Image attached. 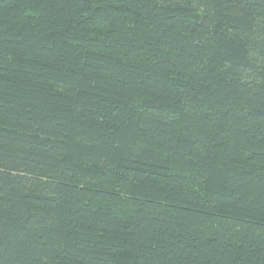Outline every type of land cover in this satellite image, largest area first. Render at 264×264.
I'll use <instances>...</instances> for the list:
<instances>
[{
  "label": "trees",
  "instance_id": "1",
  "mask_svg": "<svg viewBox=\"0 0 264 264\" xmlns=\"http://www.w3.org/2000/svg\"><path fill=\"white\" fill-rule=\"evenodd\" d=\"M0 264H264V0H0Z\"/></svg>",
  "mask_w": 264,
  "mask_h": 264
}]
</instances>
